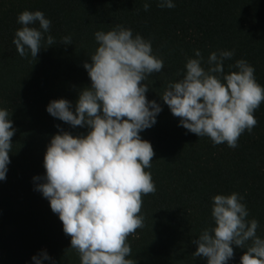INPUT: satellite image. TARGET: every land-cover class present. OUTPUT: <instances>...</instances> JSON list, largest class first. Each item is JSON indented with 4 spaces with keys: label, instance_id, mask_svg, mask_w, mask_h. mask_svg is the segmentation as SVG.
<instances>
[{
    "label": "trees",
    "instance_id": "obj_1",
    "mask_svg": "<svg viewBox=\"0 0 264 264\" xmlns=\"http://www.w3.org/2000/svg\"><path fill=\"white\" fill-rule=\"evenodd\" d=\"M0 0V108L11 114L16 129L11 138L6 179L0 181V264H32L31 257L46 251L55 264H79L70 237L48 201L34 190V176H43V155L50 137L60 130L73 136L86 129L71 127L46 112L50 100L73 104L79 91L90 87L83 63L97 44L94 32L115 25L130 28L150 40L153 53L164 67L145 81L146 99L161 105L153 127L140 133L154 156L151 173L156 191L142 196L143 227L127 238L129 259L136 264H206L195 257L192 243L211 223L212 197L239 193L259 223L264 238V102L254 112L251 134L245 131L236 148L213 145L178 126L159 94L176 81L194 49L204 60L210 52L233 51L229 65L244 59L264 86V0H173L172 9L150 0ZM24 10L41 11L51 21L49 32L56 44L42 47L36 59L20 57L12 43L16 22ZM38 27V25H36ZM71 37V44L61 42ZM205 66L206 65H202ZM233 71L235 69H232ZM227 264H240L244 249L235 245ZM42 264H50L43 261Z\"/></svg>",
    "mask_w": 264,
    "mask_h": 264
},
{
    "label": "clouds",
    "instance_id": "obj_2",
    "mask_svg": "<svg viewBox=\"0 0 264 264\" xmlns=\"http://www.w3.org/2000/svg\"><path fill=\"white\" fill-rule=\"evenodd\" d=\"M160 8L172 9L173 0H157ZM142 8L147 12L150 0ZM16 22L13 45L20 57L36 59L42 41L56 44L49 32L51 21L39 11L24 10ZM38 25V27H36ZM97 44L83 63L90 87L82 88L75 103L50 100L46 112L71 127L85 128L73 136L60 130L50 137L43 155V176H34V190L48 201L70 237V247L79 264H136L127 243L129 235L142 228V196L155 193L151 173L154 152L140 136L153 127L161 105L146 99L145 81L164 67L153 53L150 40L133 35L130 28L115 25L94 32ZM71 44V37L61 42ZM187 57L178 79L165 86L160 99L179 118L178 126L212 144L237 147L245 131L251 134L257 121L255 110L264 102V86L257 83L254 68L244 59L229 65L224 61L234 52H210L205 61L200 50ZM202 65H206L202 66ZM232 69H235L234 71ZM11 114L0 108V181L6 179L9 153L16 129ZM211 223L199 237L193 255L206 264H227L235 245L244 249L240 264H264V238L257 235L259 223L248 219L249 211L239 193L217 194L212 198ZM32 264L49 261L46 251L31 257Z\"/></svg>",
    "mask_w": 264,
    "mask_h": 264
}]
</instances>
